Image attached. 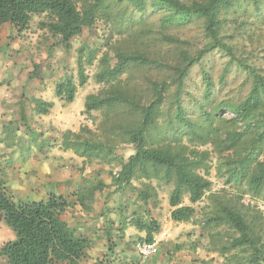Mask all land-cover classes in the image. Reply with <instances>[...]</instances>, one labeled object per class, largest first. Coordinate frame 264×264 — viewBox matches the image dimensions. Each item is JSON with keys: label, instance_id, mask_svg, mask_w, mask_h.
<instances>
[{"label": "trees", "instance_id": "16d2710c", "mask_svg": "<svg viewBox=\"0 0 264 264\" xmlns=\"http://www.w3.org/2000/svg\"><path fill=\"white\" fill-rule=\"evenodd\" d=\"M244 3L259 10V0H0V27L9 23L22 32L33 15L46 14L49 20L44 27L58 35L66 49L74 37L101 15L118 30L140 25L135 32L140 48L118 49L112 64L105 55L101 56L95 79L103 87L85 96L86 113L103 112L99 123L101 137L94 138L93 131L86 126L78 131L66 130L61 136L60 149L71 150L85 162H111L117 143L133 144L134 152L112 175L113 183L122 186L131 180L155 179L172 184L168 202L172 207L170 218L175 222H188L195 212L192 205L182 203L183 196L187 195L193 204L208 194L211 209L205 225L231 230L229 239L217 250L224 257L221 264H264V241L259 225L255 224V215L237 200L211 191L212 182L207 176L210 152L198 148L210 143L218 153L217 170L226 175V181L242 182L251 196L264 200V74L236 56L221 32L223 15ZM148 14L157 15L159 36L151 35L155 26L145 19ZM195 19L202 22L206 39L199 51L182 52L173 62L164 56L161 48L151 52L149 47L155 41H179L160 30ZM213 50L221 51L228 57V63L235 62L246 71L250 81L247 93L238 102L219 100L215 103L209 99L211 80L203 73L206 103L199 104V115L188 116L183 93L189 70ZM92 58V55L87 58L88 64ZM77 62L78 85L82 86L87 76L79 57ZM145 69L161 73L162 77H147L148 81L143 82L147 96L143 97L132 87L131 79L135 72ZM32 76L31 72L29 77ZM76 91L77 85L70 79L55 85L56 97L67 101H73ZM33 102L40 114L48 113L53 106L51 101L38 98ZM165 102L173 110L169 108L164 113ZM223 110L233 115L226 118L221 113ZM106 187L104 181L98 180L87 189L92 195ZM149 189L150 184H146L138 191L143 202L156 194L149 193ZM77 202L83 206L84 198L80 196ZM70 205L63 195L54 193L44 199L17 201L0 184V218L14 233L13 239L0 244V255L7 258L8 264H81L88 240L75 235L62 218ZM131 223L146 232V241L152 240L154 228L149 223L140 219ZM90 264H111V261L96 258Z\"/></svg>", "mask_w": 264, "mask_h": 264}, {"label": "rangeland", "instance_id": "374dc122", "mask_svg": "<svg viewBox=\"0 0 264 264\" xmlns=\"http://www.w3.org/2000/svg\"><path fill=\"white\" fill-rule=\"evenodd\" d=\"M183 1L189 2L191 0ZM80 4L81 1L78 2V5ZM255 8L250 3H244L228 10L223 15L224 25L221 32L224 39L233 46L236 56L246 61L250 66H255L260 73L264 74V0H259L257 7L259 10ZM157 18V15L153 14L145 16L148 24L155 26L151 34L154 36H159L156 29H159ZM48 20L49 17L46 14H35L31 17L28 27L22 32H19L9 23H4L0 27V150L2 149L6 153L5 145L11 144V151L9 152L14 155L13 160L7 159L3 165L4 160L0 155V184H6L5 178L8 175L14 176L18 180H20V176L27 177L25 183L20 181L21 187L29 191L26 195L23 192L11 193L6 187L13 199L17 201L42 198L44 193L42 194L38 190L41 187L40 178L34 169L43 160L55 154L48 155V147L53 146L60 149L62 133L66 130H72L69 127H76L75 131H78L80 127L86 126L93 131L94 138L101 137L99 123L103 119V112L91 111L86 113L77 108L80 104L82 108L84 107L87 94L96 93L103 87L95 79L96 72L100 70L99 58L105 55L112 64L115 62L118 49L140 48L141 44L135 35L140 25H134L128 30H124V27L122 30H118V27H114L111 21L101 15L89 28H84L78 36L74 37L70 41V47L66 49L58 35L52 34L44 27ZM159 32L179 40L178 42L155 41L153 42L155 45L152 43L149 47L151 52H158V48H161V52H164V56L169 58L170 62H173L177 55L182 52L194 54L206 42L202 22L197 19L181 26L167 27V29H162ZM91 55L93 57L92 62L88 64L87 58ZM78 57L81 59L84 74L87 76V80L82 86L78 85ZM226 67L227 71H225ZM31 72L33 76L30 78ZM203 73L209 75L212 91L209 99L215 103L219 100L238 102L247 93L250 81L246 76V71L236 66L235 62L228 63V57L221 51L213 50L202 56L199 62L189 70L183 93V105L188 116L199 115V104L206 103L204 99L206 86ZM126 75L127 73L122 77L124 78ZM161 75V73L157 74L150 69L141 70L135 72L131 79V85L137 88L144 97L147 96V89L146 83L143 82L146 79L148 81L147 77L155 79L161 78ZM65 79H70L77 85L74 96L76 100L70 106L72 109L76 108L74 113L77 119L74 120L73 115L68 120L61 117L62 110L60 111V108H64L65 105L72 102L64 98L62 100L65 102L61 107L50 111L53 116L49 121L38 116L35 113L34 95L45 90L47 91L44 95L46 98L53 97L55 85ZM47 87L53 88V91L47 90ZM4 104H8V108ZM17 104L24 106L22 107L24 114L20 116L17 115L19 111ZM169 108L173 110L171 105L165 102L162 107L163 112L166 113ZM221 113L226 118L233 115L227 110H223ZM5 114L12 115L11 121L3 117ZM55 120H59L61 123L58 124ZM198 148L200 150L207 149L210 152V161L208 162L210 168L207 176L212 182L211 191L237 200L249 209V213L255 215V224L259 225L264 241V200L260 197L251 196L244 183L234 180L226 181V175L217 170L218 153L213 150L210 143ZM34 152L36 154L33 157ZM133 152V144L119 142L114 151L116 155L111 162L99 160L85 162L79 156L77 157L80 159L71 156L74 161L65 158V162H61L60 167H64L66 172L73 169L78 171L79 179L78 177L77 179L79 181L73 184L72 188L74 189H71L70 193H62L61 195H74L72 198L66 196L71 202L70 206L76 205L78 203L77 198L81 196L84 198L82 206L84 209L90 208V205L93 207L94 204L96 207L108 204L111 206L108 212L110 210L116 211L117 208L121 211L127 209L128 214L133 215L132 218L140 220L142 218L136 216V209H141V213L148 219L147 222L154 228L155 234L162 230L168 231V237L160 242L158 251L148 258L151 264L223 263L224 257L217 250L229 239L231 230L224 226L210 227L205 225V219L211 209L208 194L193 204L190 203L187 195L183 196L182 203L192 205L195 212L190 221L175 222L169 218L171 208L168 199L173 188L172 184L160 183L155 179L131 180L129 184L122 186L113 183L112 175L120 170V164L126 162L128 156ZM26 156L27 158L32 157L27 174L24 173V167H22L23 162L26 161ZM98 180L104 181L107 187L90 195L88 186ZM146 184H150L149 193L154 194L156 192V194L143 202L138 196V191L144 188ZM48 196L49 193L44 195L42 199ZM106 208L108 207L106 206ZM115 213L117 214V211ZM125 216L128 218L127 214ZM7 229L9 230L8 226L0 218V242L7 239ZM216 232L220 233L216 235ZM119 239L121 238L113 232L108 244L114 247ZM139 239L145 240V237ZM136 240L138 239L130 240L129 244L134 246ZM80 263L86 264L84 257ZM114 264L120 263L117 261Z\"/></svg>", "mask_w": 264, "mask_h": 264}, {"label": "crops", "instance_id": "0c3cea01", "mask_svg": "<svg viewBox=\"0 0 264 264\" xmlns=\"http://www.w3.org/2000/svg\"><path fill=\"white\" fill-rule=\"evenodd\" d=\"M47 90H52L50 87H47ZM54 95H55V87H54ZM47 93V91L42 90L39 94L34 95V98H38L43 101H52L53 106L50 108L48 113L46 114H40L37 113L38 116L45 118L47 121L51 119L53 116V113H50V111H54V109L59 108L62 106L64 100L62 98L57 97L56 95L54 97L46 98L44 95ZM53 98V99H51ZM76 100V97H74L73 101L69 104L65 105L64 108H60L61 117L64 119H70L71 115H73V119H77L75 116V109L70 108ZM12 103L10 102V105ZM8 104H4L6 108ZM19 107L18 116L24 114V110L22 107H24L21 104H17ZM79 111H83L84 107H81V104L77 108ZM84 116V115H83ZM5 119H11V114H5L3 116ZM10 117V118H9ZM11 121V120H10ZM56 123L60 124L61 122L59 120H55ZM64 129V128H62ZM69 129L76 130V127H69ZM11 144H6L4 150H0V155H2V159L4 160L2 165L5 164L4 162L8 159L9 161L13 160L14 155H12L9 151L11 148ZM41 152V150H39ZM48 155H52V153H55L52 156H49L46 160H43L41 163H39L36 166V171L38 177L40 178L39 182L41 184V187L38 188L40 193H44L46 196L47 193H54L56 195H61L62 193H70L73 184L79 181V172L75 171L74 169L70 172H66L64 167L61 166V162H65V158L71 159V156H75L71 151H64L62 149H59V147H48ZM5 153V154H4ZM36 153L34 152L33 157ZM31 155V156H32ZM80 159V158H79ZM26 161L23 162L22 167H24V173L27 174L29 172V162L32 160V157L25 158ZM73 160V159H71ZM2 161V160H1ZM70 161V160H69ZM74 161V160H73ZM73 166V164L71 163ZM74 168V166H73ZM20 180L16 179L14 176L8 175V177L5 178V187L11 191V193L17 192V193H24L25 195L28 194V190H25L21 187L20 181H23L24 183L27 181V177L20 176ZM78 177V179H77ZM46 193V194H45ZM73 193V192H72ZM16 195V193H15ZM42 195V198L43 196ZM97 195V194H96ZM66 196L72 198L74 195H65L64 197L69 200ZM40 198V199H42ZM106 206L108 208H106ZM144 206V205H142ZM150 206V204H148ZM170 206V205H169ZM108 204L106 205H100L96 207H92L90 205V208L84 209L79 203L76 205H72L68 207L62 215V218L66 221L68 226L72 229L73 233L77 236L86 238L88 240V247L84 251V259L86 261V264H90L92 261H94L96 258H108L112 264L116 263L117 261L120 264H151L149 263V259H147L145 262L140 260V257L136 251L135 246H132L129 244L130 240H135L136 238L139 239L140 237H145L146 232L144 230L137 229L131 222H134L136 218H132L133 215L128 214L127 209L126 210H119L118 208L115 209L117 211L110 210L108 212V209H110ZM114 207V206H113ZM172 210V207H170ZM170 210V211H171ZM134 211V210H133ZM137 214L136 216H140L142 218L141 221L144 223H148V219L145 217L143 213H141V209H136ZM103 213V215H101ZM141 213V214H140ZM127 214L128 218L125 216ZM114 216V217H112ZM169 218H170V212H169ZM156 219V218H155ZM129 221V222H128ZM158 221V220H157ZM125 223V224H124ZM7 239L3 240L7 241L14 238V233L11 232V230L7 229ZM113 232L121 238L119 241L115 244V246H110L108 244V241L112 237ZM158 234V233H156ZM156 234L153 232L152 236L155 237ZM2 244V242H0ZM0 262L1 264H8L7 258L5 256L0 255ZM158 262V261H157Z\"/></svg>", "mask_w": 264, "mask_h": 264}, {"label": "built area", "instance_id": "2783aa9c", "mask_svg": "<svg viewBox=\"0 0 264 264\" xmlns=\"http://www.w3.org/2000/svg\"><path fill=\"white\" fill-rule=\"evenodd\" d=\"M168 237V231L162 230L151 241L138 239L135 241V249L141 261H146L150 256L154 255L158 249L159 244L163 239Z\"/></svg>", "mask_w": 264, "mask_h": 264}]
</instances>
